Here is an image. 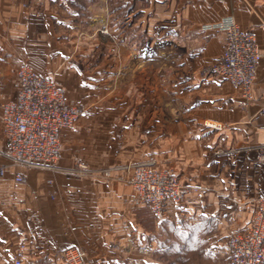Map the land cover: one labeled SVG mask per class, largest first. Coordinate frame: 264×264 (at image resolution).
Segmentation results:
<instances>
[{
	"label": "crops",
	"instance_id": "0c3cea01",
	"mask_svg": "<svg viewBox=\"0 0 264 264\" xmlns=\"http://www.w3.org/2000/svg\"><path fill=\"white\" fill-rule=\"evenodd\" d=\"M224 16L252 33L261 52L249 100L201 71L224 46L223 32L201 26ZM133 18L136 32L159 34L138 44L136 53L123 39ZM102 26L111 37L104 43L112 50L106 74L120 70L137 82L124 143L139 148L135 162L167 166L188 188L162 218L134 200L124 170L106 176L100 167L76 168L65 153L58 166L23 168L5 154L1 103L17 90L9 66L19 54L31 60L79 48L85 27L96 32ZM160 40H168L174 70L162 89L154 69L158 88L145 90V63L157 59L145 50L159 49ZM162 94L167 103L161 105ZM106 158L94 151L98 162ZM17 173L24 176L20 182ZM263 195L264 0H94L87 13L74 0H0V264L21 244L22 264H65L67 246L86 251L84 264H178L182 255L181 264H230L229 237L247 226ZM140 246L150 251L139 252Z\"/></svg>",
	"mask_w": 264,
	"mask_h": 264
},
{
	"label": "built area",
	"instance_id": "2783aa9c",
	"mask_svg": "<svg viewBox=\"0 0 264 264\" xmlns=\"http://www.w3.org/2000/svg\"><path fill=\"white\" fill-rule=\"evenodd\" d=\"M201 30L224 34L223 50L207 72L239 88L242 97L249 100L261 58L255 36L243 31L233 16L203 24ZM16 75L15 96L1 103L5 154L13 164L23 168H52L60 156L62 131L76 122L82 107L70 103L64 90L51 78L26 64L17 68ZM125 169L134 200L144 204L156 218H162L167 205L181 202L188 192L174 172L157 166L151 159L135 162ZM104 174L109 176L110 171L105 170ZM23 178L22 173L15 176L17 182ZM228 245L230 264H264V195L258 198L247 226L233 233ZM24 249L21 244L7 264H22ZM138 251L148 253L150 248L140 246ZM61 259L65 264H84L86 251L67 246L61 250Z\"/></svg>",
	"mask_w": 264,
	"mask_h": 264
},
{
	"label": "rangeland",
	"instance_id": "374dc122",
	"mask_svg": "<svg viewBox=\"0 0 264 264\" xmlns=\"http://www.w3.org/2000/svg\"><path fill=\"white\" fill-rule=\"evenodd\" d=\"M74 1H77L80 9L87 13V7L94 0ZM129 4L131 8L134 7V3ZM81 20L87 21L84 17ZM133 20L134 18L129 21L127 31L123 33V39L127 40L128 49L136 53L138 44L140 45L142 41L157 40L156 37L159 34L136 32L135 27H131ZM83 31L78 34L84 38L81 40L79 48L59 50V54L52 50L48 56L42 57L36 54L31 60H26L22 56L23 54H19L16 58L17 62L9 66L8 73L14 77L17 86L16 70L21 64H26L35 72L51 78L64 90L70 103L82 107V112L76 122L71 127L64 129L60 156L64 153L69 154L71 160L75 161L76 168L100 167L101 171L119 170L117 172L122 173L124 170V174L126 173L125 168L135 163L137 161L135 158H138L136 152L139 148L136 149V146L124 143L127 132L125 125L132 116L131 110L136 107L134 106L136 105L134 94L137 90V82L135 78L126 75V73L124 76L120 74V70L113 76L106 74V69L110 67L112 50L105 48L104 43L110 41L111 37L104 26L99 27L96 32H92L87 27ZM120 36L121 34H118V40H120ZM89 38L91 39L89 40ZM93 39L99 43L93 46ZM156 43L160 44L159 49L145 50L146 57L155 55L157 58L155 61L149 58L148 63H145V78L147 79L145 90H152L153 87L154 89L158 88L157 82L159 81L151 80L154 69L155 79H161L162 89L168 87V78L174 70L167 44L168 40H160ZM211 63L202 66V73L207 71L206 69ZM131 90L134 94L131 93ZM159 101L161 105L167 103V95L162 94ZM135 117H132V120H135ZM95 150L102 158L107 157V161L98 162L93 159ZM60 156L55 166H58ZM164 167L168 169L167 166ZM123 181L130 186L126 177ZM176 259L177 262L179 261L178 264H181L185 258L182 255L181 257L176 256Z\"/></svg>",
	"mask_w": 264,
	"mask_h": 264
},
{
	"label": "trees",
	"instance_id": "16d2710c",
	"mask_svg": "<svg viewBox=\"0 0 264 264\" xmlns=\"http://www.w3.org/2000/svg\"><path fill=\"white\" fill-rule=\"evenodd\" d=\"M74 5H75L76 8L80 9V5L78 4L77 1H74ZM128 8H129V9L131 8L130 4H128ZM131 9H132V8H131Z\"/></svg>",
	"mask_w": 264,
	"mask_h": 264
}]
</instances>
